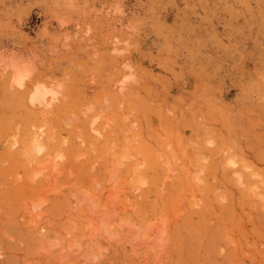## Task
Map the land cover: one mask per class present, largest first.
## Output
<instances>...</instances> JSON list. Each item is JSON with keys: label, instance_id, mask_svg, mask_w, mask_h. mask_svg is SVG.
<instances>
[{"label": "rangeland", "instance_id": "obj_1", "mask_svg": "<svg viewBox=\"0 0 264 264\" xmlns=\"http://www.w3.org/2000/svg\"><path fill=\"white\" fill-rule=\"evenodd\" d=\"M0 264H264V0H0Z\"/></svg>", "mask_w": 264, "mask_h": 264}, {"label": "bare ground", "instance_id": "obj_2", "mask_svg": "<svg viewBox=\"0 0 264 264\" xmlns=\"http://www.w3.org/2000/svg\"><path fill=\"white\" fill-rule=\"evenodd\" d=\"M55 88V87H54ZM119 88V87H118ZM56 90H58L59 91V89H56ZM42 91V90H41ZM57 91V92H58ZM120 95V94H119ZM43 96H44V94L42 95L41 93H33L30 97H29V101L31 102V103H35V102H38L39 104H41L42 106H43V110H47L48 109V107H50L49 105L53 102V97H51L50 98V100H48V99H45V100H43ZM56 101V100H55ZM55 104V103H54ZM46 106H48V107H46ZM47 108V109H46ZM59 109V108H58ZM39 110V109H38ZM40 112V111H39ZM43 113H44V111H43ZM68 125V124H67ZM106 125V124H105ZM92 126V125H91ZM103 128H106L105 126H103ZM88 129V128H87ZM102 129V128H101ZM100 129V130H101ZM95 130V129H94ZM104 130V129H103ZM107 130V129H106ZM97 131V130H96ZM102 131V130H101ZM53 133V132H52ZM96 133H99V132H96ZM100 134V133H99ZM100 136V135H99ZM51 140V139H50ZM130 141V140H129ZM35 145H36V147L37 148H39L40 150H41V148H42V146H41V144H40V142L38 141L37 143H36V141H35ZM34 147V146H33ZM31 151V150H30ZM129 151V150H128ZM234 161V160H233ZM240 179V178H239ZM238 179V180H239Z\"/></svg>", "mask_w": 264, "mask_h": 264}]
</instances>
